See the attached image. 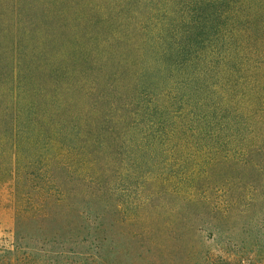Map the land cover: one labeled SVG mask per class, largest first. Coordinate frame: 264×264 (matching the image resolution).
<instances>
[{"label":"rangeland","instance_id":"rangeland-1","mask_svg":"<svg viewBox=\"0 0 264 264\" xmlns=\"http://www.w3.org/2000/svg\"><path fill=\"white\" fill-rule=\"evenodd\" d=\"M174 1L0 0V264H264V2L232 52L171 66L152 117L116 106Z\"/></svg>","mask_w":264,"mask_h":264},{"label":"trees","instance_id":"trees-1","mask_svg":"<svg viewBox=\"0 0 264 264\" xmlns=\"http://www.w3.org/2000/svg\"><path fill=\"white\" fill-rule=\"evenodd\" d=\"M179 2H175L176 4L181 5L180 9L178 10L179 13L172 8L175 5H170L167 10H164L165 14L160 15V13H157L160 19L167 18L164 22L168 21L167 23L162 22V24H168L169 21L171 24L167 26V30H165L163 33H159L156 37H152V40H147L144 42L143 51L140 53L139 57H142V63L141 68L139 69V73L134 78V81L137 82L138 85V97L135 99L133 97L132 100H129L128 98H123V95L117 97L115 99V102H117L116 106H119V108L127 110L126 112L132 113L133 111L128 106L131 102H134V105H136L135 111H143L142 113H148V116H142V117H152V112H149V109L146 107V101L149 99V101L154 100V95L156 94V87L159 82L162 80H165L167 76H171L172 65L176 66V70H181V74L177 75V80L181 81L183 80V73L187 72L183 68H186V66H194L197 64V62L200 61V53L204 50L212 49L213 46L218 43L219 41L221 43H227L228 39H235L238 32H235L234 28L232 27L230 29H226V25L228 23V20L232 17L233 19L241 18V13L243 11H252V5L251 2L254 1L256 5L259 3L264 2V0H179ZM168 4H162L159 7L165 8ZM1 10V9H0ZM245 22H253L251 21L250 15H244L243 16ZM255 18L254 20H256ZM148 25V33L152 30L150 21ZM258 22V21H257ZM161 24V27H162ZM257 32L260 33L261 36V44L259 48L264 50L263 47V41H264V23L258 25L257 27L254 26ZM246 31L248 30V27L245 28ZM149 37V35H148ZM250 34L246 32L244 36V40H249ZM154 38V40H153ZM157 43V44H155ZM248 43V42H247ZM224 51L231 50V45L228 44L227 46H221ZM236 51L238 50V43L237 46L235 45ZM244 48H247L246 43L244 44ZM232 51H229V53ZM264 52V51H263ZM261 57V56H260ZM228 58V56H227ZM259 63H264V58H261ZM259 63H255L254 68H257ZM197 73L192 74L188 80L182 81L179 84L180 87L189 86L192 92L195 93L199 89L198 84L200 83L201 79L197 80ZM77 82V81H76ZM256 86L260 85L259 80L256 78L255 80ZM81 85V83H80ZM82 86V85H81ZM110 93V92H109ZM112 93V98L114 97V92ZM52 94V93H51ZM104 94V93H103ZM107 94V93H105ZM104 94V95H105ZM120 94V93H119ZM87 95V94H86ZM55 96V95H51ZM107 96V95H105ZM148 98V99H147ZM52 99V98H51ZM56 100V99H55ZM65 103V100H64ZM70 104V103H69ZM73 107V105H72ZM152 111V110H151ZM179 114L176 116H180L185 114L184 108L180 107L177 111ZM259 117V118H258ZM256 117V121L264 120V110L261 109V113ZM215 117H213L211 120H213ZM186 120H188L186 118ZM210 120V119H209ZM207 120V122H209ZM210 120V121H211ZM163 120L154 119V124H161L163 123ZM206 122V120L204 121ZM34 124L40 128V125L43 127L44 125L42 123H36ZM39 124V125H38ZM247 128L248 125L246 124ZM251 128V127H250ZM255 131V130H254ZM42 132V130H41ZM245 147L248 145L245 139V142L242 143ZM51 145V144H50ZM262 144L256 145L255 148L257 150L262 149ZM245 154L244 152H242ZM225 154V153H224ZM242 157V156H241ZM243 158V157H242ZM244 159V158H243ZM30 173L36 174L37 171H32ZM257 235L259 239L262 238V231L261 229H257ZM255 245H258V241H254ZM255 252V256L257 254H263L262 251H264V248L259 245L257 249L253 250ZM15 254H21L22 258L17 257V260L25 261L29 260V256L31 255V252L24 251L20 248L10 249L9 253ZM17 256V255H15ZM258 261H263V257H257ZM3 264V263H1Z\"/></svg>","mask_w":264,"mask_h":264}]
</instances>
